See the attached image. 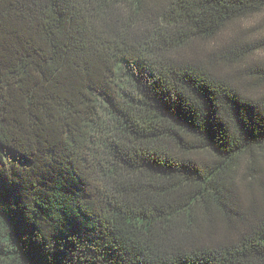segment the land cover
<instances>
[{"label": "trees", "instance_id": "1", "mask_svg": "<svg viewBox=\"0 0 264 264\" xmlns=\"http://www.w3.org/2000/svg\"><path fill=\"white\" fill-rule=\"evenodd\" d=\"M262 11L0 0V264H264Z\"/></svg>", "mask_w": 264, "mask_h": 264}, {"label": "rangeland", "instance_id": "2", "mask_svg": "<svg viewBox=\"0 0 264 264\" xmlns=\"http://www.w3.org/2000/svg\"><path fill=\"white\" fill-rule=\"evenodd\" d=\"M235 40L243 44H249L250 48H256L255 53L250 56V58L256 60V64L264 62V11L229 26L223 32L219 43L222 46L235 42Z\"/></svg>", "mask_w": 264, "mask_h": 264}]
</instances>
